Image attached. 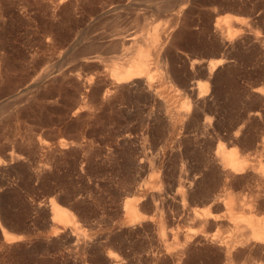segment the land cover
Masks as SVG:
<instances>
[{
	"label": "rangeland",
	"instance_id": "1",
	"mask_svg": "<svg viewBox=\"0 0 264 264\" xmlns=\"http://www.w3.org/2000/svg\"><path fill=\"white\" fill-rule=\"evenodd\" d=\"M145 1L146 0H0V217L1 219H4L5 217L6 220L2 219V221L3 225H6L5 227L7 229L10 228V230L16 233L21 232V234H25V238L23 239V241L21 240V242L19 243L13 242L14 244L10 243L8 245L3 240L2 234L0 232V264H105V255L110 251L111 253L112 251H115L114 255L118 254L117 257L119 259H117L119 261L121 259L122 264H128L131 258H138L136 256L143 255L142 253H144L148 248L147 242L143 240V238L145 239L146 237L144 235H139L140 238L138 240L137 235H134L135 238L132 235L130 237V244L127 246H119L118 243L111 241H109L111 243L109 246L108 241H106L105 243L103 237L106 234H103V232L108 233L110 229H115L119 223V220L121 219L119 216L121 214L119 205H121L122 200L125 197L122 195V191H124V189L128 188L129 186H132V184H134L135 182L138 183L139 181L142 182L144 179H147L146 176L137 175L139 174L140 170L138 165L146 161L145 157H143L142 155H144L146 151L158 150L182 151L183 149L184 151H191L192 148H197L198 146V143L200 141V138L198 136L194 137L195 135L192 136V133H181L184 135H182V137L176 136L175 133L173 135H168L170 133H168L164 129L157 127V124L154 120L148 119V112H156L158 110L163 111V108L159 105V103H157V100L150 101L151 99L147 97V94H145V92L142 91H133L135 93L133 94L131 90H127L126 88L122 89V87L112 86L108 74L112 67V64L110 63L113 62L111 61V57L109 58V56H112L117 52L114 53L113 51L105 48V44H107V40H109L110 38L108 37V35L112 31V29H114L112 31L113 33L114 31H119L127 34L128 31V34H132V32L135 30V28L133 27L132 19L137 13L142 16L144 15V17H147L148 15L150 16V14L153 13L150 17L148 16L147 19L149 21L155 19L153 21L160 22L161 24H163L162 27L166 26L165 29L173 25L175 28L177 27L175 29V31L177 30L176 33L179 31L181 33L179 32L180 35L175 36V40L182 44V50L184 49L185 53H189L187 55L179 53L177 57L176 52L170 51L171 56H174L175 64L178 65L176 66L181 71V73H183L180 78L172 77L173 85L175 87L177 86L176 88L178 89L183 88L184 82L194 84L197 80H202V78L198 77H196V80L195 78L190 79V77L187 76V72L190 67V59L198 55V58L200 56H204L206 60L204 57L202 59L207 61L212 57L209 53L218 49L216 41L213 40L216 39L215 37H213L215 36V33H211V31L213 30L207 28L208 26H206L208 19L206 18L205 15L207 14L205 13L207 12L208 7L212 6L213 3L217 6H220L225 12H236L238 14L242 13V16H247V20L249 21H245V24L243 25L244 27L245 25L247 26V28L250 26L253 27L255 25V28H258L259 25L258 29H261V31L263 30L264 33V14H261V12L264 13V11H262L264 10V0H243V2L241 0H204V2L203 0H198L200 3L197 2V0H193L194 3L192 0H188L187 5L191 6L188 7L187 5H185L187 6L185 9L187 12L193 9L192 11H190L191 14L190 12L187 13L185 11L184 13H180L178 15L173 12L174 9L176 10L179 5H181L180 2H182V0H171V2L169 0L168 2L169 4L171 3L172 6L175 7V5H177V7L175 8H170L171 5H168L170 8H168V10L170 12L167 10V8V11L164 10V12L157 11L156 7L159 5V7H161L162 3L165 4L166 2L158 0V5H156L155 0ZM217 1H219V5ZM228 1L230 4L227 3ZM172 2L174 3V5L172 4ZM209 2L212 4H209ZM142 3L145 6L142 5ZM154 3L156 7H154ZM195 3L197 4V7H195ZM232 3H234L233 6ZM252 3L255 8L253 7V5H250ZM202 5L205 7H203ZM228 5H230V7H228ZM237 5H239L238 7L241 6V8L243 6V8L240 9L237 7ZM149 6L150 9H148ZM199 6L200 9L202 8L201 10L198 8ZM138 7H141L142 9L145 8L143 9L144 12L142 10L139 11L141 8ZM171 9L173 10L171 11ZM135 10L136 12L134 13ZM223 10L221 13H223ZM147 11L149 13L148 15L146 14ZM149 11H151V13ZM202 12L203 14L201 15L200 13ZM115 13H118L119 15ZM168 13L172 16L170 15L169 17ZM181 14L182 16H180ZM162 15L165 17V20ZM173 15H175L177 18L175 19V16ZM131 16H133V18H131ZM157 16L160 17L158 18ZM179 16L180 19H183L182 21H184L181 23V25L179 23ZM183 16L186 18H184ZM189 16L193 17L190 18ZM152 17L153 19H151ZM250 17L253 18L252 21V18ZM172 20L174 22H177V24L172 23ZM185 20L187 22L186 25H189L188 27L185 25ZM105 21L107 22L105 23ZM165 21H167L165 23L166 25L164 24ZM102 22H104V25ZM127 22H129L128 27L131 29V31H129L130 29L128 30V27H126ZM247 22L251 25H248ZM257 22L261 24L263 22V25ZM111 23L113 24V26ZM160 23L158 24L160 25ZM188 23H190L191 25ZM114 24H119V26H114ZM121 24H123V26ZM130 25L134 29H132ZM105 26L107 29L105 28ZM117 26L120 28H118ZM201 26L205 32L203 30H200ZM203 26L206 27L203 28ZM184 27L186 30H184ZM94 30H98V32ZM200 31L202 32L200 33ZM203 32L206 35H204ZM209 32L211 35L209 34ZM85 34L87 35L85 36ZM195 35H197V37ZM83 36H85V39L82 38ZM94 37L97 38L95 39ZM191 37L194 38L191 39ZM102 38L105 41H103ZM209 38L210 40H208ZM94 39L96 40L95 42L98 41V44H100L102 40L103 44L101 43L102 45L99 46L100 48L97 47L88 49L87 45H90L91 41H94ZM183 39H186V43H184L185 41H183ZM202 39L204 40V42H202ZM197 41H200V44L202 45L203 43V45H199ZM246 43L250 44L247 45ZM192 44L196 45V47ZM241 44L243 46L242 50H240L241 52L231 51L229 57L227 58V61L229 58L231 59H229V61L227 62L228 64L226 63L227 65L225 67L226 69L228 65L230 66L224 72L225 84L223 83L221 88L223 93L220 95V97L222 98L219 97V104L222 107L221 117L224 118L221 119L225 124L232 123L237 115L236 110L245 105V102L238 97V88L243 86L246 81L255 80L257 78L256 75H258L256 71L264 72V56H262L264 53L260 51L262 53L261 55V53L259 54V51L256 52V50L251 49L253 48V46L251 47L252 41H243L241 42ZM128 45L129 44H126L120 48V51L122 50L121 53L127 51L128 54V51H130ZM186 45H188L189 48L188 46L186 47ZM212 45L214 47L216 45V48H214ZM190 47L192 48V51L194 50L193 52H191ZM81 48L83 49L84 52H82L85 55H91L92 53L97 54V52L100 50L99 55L101 56V59L99 60L101 62H99V60L94 62L90 61L91 64L89 62H83ZM194 48L199 49L195 50ZM85 49L87 54L85 52ZM202 49H204L205 51ZM202 51H204L205 54ZM106 52H111L112 54L107 55ZM100 53L106 54L105 56L108 58V60L106 58L105 63L102 62L105 61V56H103L104 54L101 55ZM192 53L194 56L191 55ZM256 53L258 54V56ZM84 54L83 56H85ZM184 58L185 61H183ZM77 59L80 63L77 61ZM109 59L111 61L110 63L107 62L109 61ZM126 59L127 58L121 61H124ZM235 59H237L236 61L238 62L234 61ZM230 61H232L233 63ZM186 62L188 63L186 64ZM88 65L90 68L88 67ZM105 65H108L109 68L108 66L105 67ZM96 67L98 71L97 69H95ZM99 67H102V69ZM99 69L103 70V72H106H104L103 74L100 70L99 73ZM184 69H186V71ZM94 71L99 73V75ZM101 75H105L106 81H104L105 78H102ZM93 77H96V79L93 80ZM97 78L101 81H98ZM245 78H247V80ZM188 79H190L191 81H189ZM88 81L89 84H87ZM175 83L180 85H176ZM155 84L157 85L158 83ZM229 84L230 88L228 87ZM109 87H111L112 89H109ZM120 88L122 89V91H120ZM115 89L117 90V92L115 91ZM96 90L99 92L97 93ZM228 90H230L231 93ZM108 92L110 94H108ZM128 97L130 100L128 99ZM176 97L179 99L182 98L181 95ZM143 98H145L144 101ZM83 99L84 102L82 101ZM85 99L88 101H86ZM238 99L240 101H236ZM136 103H138L139 106ZM81 104L84 105L82 106ZM87 104L89 105V107L87 106ZM230 104L232 107L228 106ZM140 105L143 107V109L142 107H140ZM133 106H135L137 109H135V107ZM158 106L161 108H159ZM236 106L239 107L235 108ZM135 111L139 112L140 114ZM230 113H232V115ZM223 114L228 117H226L225 115L223 116ZM139 122H143L144 126ZM140 125L143 127H141ZM135 128H137L138 130ZM141 129L142 132L140 131ZM160 130L161 132H159ZM131 131L133 134L131 133ZM155 131L157 133H155ZM138 137L140 138L138 139ZM122 139H124L125 141ZM129 139L132 142L129 141ZM164 141L166 142L164 143ZM182 142L184 143L182 144ZM227 146L233 145L227 144ZM196 148L194 150H197ZM247 150L253 151V149L251 148ZM90 151L92 152L90 153ZM93 152L96 153L93 154ZM131 153L133 155H131ZM86 154H89V156ZM104 154L107 156H105ZM129 155H131V157ZM131 159L137 161V166L130 163ZM138 161L140 163H138ZM19 163H21V166L19 165ZM16 164L18 165L16 166ZM84 166L87 169H85ZM82 169L86 171L82 172ZM83 173L85 174L83 175ZM136 179H139V181H135ZM127 183H129V185ZM75 192L77 195L74 194ZM78 195L80 197H78ZM53 197L55 198V200L57 199L56 201H61L59 204L62 203L61 205L72 207L71 210L73 209L72 211L75 213L76 219L80 222L81 231H85L91 238V241H89L90 239H87L88 242H95L97 244L100 241H104L90 248L85 246L86 241L82 243L83 240L80 239L81 241L77 242V244L76 242H74L75 237L68 239L65 236L66 234H64L65 232L63 234L60 233L59 237L58 235L55 236L54 238H56L57 240L51 236H48V232L50 233L51 231V222H49L50 211L48 208V200L49 198ZM66 197L70 198L68 199ZM75 198H77V200ZM78 199L80 201H78ZM66 201L72 204H68ZM73 204H75V206ZM196 205L201 206L202 204L197 202ZM73 207H76L78 209L75 208L74 211ZM146 210V213L150 212L151 214H154L155 212L150 208H146ZM4 221H7V223H4ZM112 222L114 223L113 226ZM183 225L191 226V224L187 222H184ZM96 240H98V242ZM54 241L56 242L55 244L53 243ZM64 241L66 243H64ZM114 243L118 247H116ZM137 244L140 246H138ZM17 245L19 246V248L17 247ZM107 245L109 247H107ZM21 246L23 248H21ZM80 246L82 247L80 248ZM128 246H130V249H128ZM8 247L11 249H8ZM140 247L143 249V251ZM82 248L85 249L83 250ZM89 248L92 250H89ZM96 248L100 249L97 250ZM86 249H88L91 253ZM121 249L123 250V252ZM192 251L189 254L190 257L188 256L189 259L198 260L202 254L200 252H197L196 250ZM86 252L90 254H86ZM85 254L88 257H86ZM124 254L130 255L125 256ZM97 257H102L103 259H96ZM77 261L78 263H76ZM257 262L260 261L257 260ZM261 263L264 264L263 261H261Z\"/></svg>",
	"mask_w": 264,
	"mask_h": 264
},
{
	"label": "bare ground",
	"instance_id": "2",
	"mask_svg": "<svg viewBox=\"0 0 264 264\" xmlns=\"http://www.w3.org/2000/svg\"><path fill=\"white\" fill-rule=\"evenodd\" d=\"M146 1H148V0H146ZM149 1H151V0H149ZM161 1L166 2V3L164 4L162 2H159V3H162L161 7H159L160 5L156 7L155 3H154L153 4L154 7H156L157 11H159V12L160 11L164 12V10L167 11L169 6L171 5V3L169 4V2H168L169 0H161ZM172 1H175V0H172ZM189 1H191V0H189ZM199 1L197 0V2H199ZM241 1L243 2V0H241ZM155 2H156V5H158V3H157L158 0H155ZM170 2H171V0H170ZM182 2H180L181 5H179V7L176 10L174 9L173 13H176V15H178L180 13H184L186 11L185 8L188 6L187 5L188 0H182ZM203 2H204V0H203ZM210 2H209V4H212ZM217 2L219 5V1H217ZM193 3H194V1H193ZM196 3H195V7H197ZM227 3H229V1ZM135 4H137V3H135ZM172 4L174 5L173 2H172ZM233 4L234 3H232V6H233ZM142 5H144V4L142 3ZM185 5H187V6H185ZM250 5H253V3ZM133 6H134V4H133ZM150 6L148 9H150ZM190 6H188V7H190ZM238 6L239 5H237V7ZM171 7H174V6L171 5L170 8ZM175 7H177V5H175ZM203 7H205V6H203ZM228 7H230V5H228ZM253 7L255 8L254 5H253ZM256 7H258V6H256ZM138 8H141V7H138ZM166 8H167V10H166ZM198 8L200 9V6ZM238 8L242 9L243 6H242V8H241V6ZM143 9H145V8H143ZM143 9L141 8L139 11H141V10L143 11ZM188 9H190V8H188ZM172 10L173 9H171V11ZM192 10H190V11H192ZM205 10H204V13H205ZM222 10L223 9L220 6H217L216 4L213 3L212 6L208 7L207 12L205 13V14H207V15H205L206 18L208 19L207 25L206 24L205 25L208 26L207 28L212 29L214 31V32L211 31V33H213V34L215 33V36H213V37H215L216 39H213V40L216 41V44L218 45V49L211 51L210 53L208 52L212 57L207 61H205L206 58L204 56L203 57L205 58V60L202 59L203 57H201L200 55L199 56L201 58L200 57L198 58L197 57L198 55H197L196 57L190 59V61H189L190 67H189V70L187 69L188 70L187 76L190 77V79L195 78V80H196V77H198V78H202V80L199 79L194 84L184 82V86L182 85L183 86L182 89H178V88H176L177 86L175 87L173 85L172 77H179L180 78L183 73H181V71L178 69V67H177L178 65L175 64L174 56L173 55L171 56V54H170V51L176 52L177 57H178L179 53L180 54L183 53L185 55L189 54V53H185L184 49L182 50V46H181L182 44L175 40V36H178L181 33L179 31L181 29V27L178 30L180 33L179 32L176 33L177 30L175 31V29L177 27L175 28L174 25L171 27L168 26L169 28L165 29L166 26L162 27L163 24H161L160 22H157V21H153V20H155V19H153V17H154L153 15H152L153 17L151 18L153 20L149 21L147 19V17L149 16L148 15L149 13L147 11V13H146L148 15L147 17L146 16L144 17V15L143 16L139 15V13H137L134 18H133V16H131V18H133L132 19L133 20V27L135 28V30L132 32V34L131 33L128 34V31H127V34L119 32V31L118 32L114 31V33H113L112 31L114 29H112V31H111L112 34L110 32V34L108 35V37H110L109 40H107L108 37H107V39L105 38L107 40V44H105V48L109 49L110 51H113L114 53L119 52L118 54L116 53V54H113L112 56H109V58L111 57L110 59L113 63H110L111 62L110 59H109V61H107L110 64H112L111 70L108 74V77L111 80L112 86L122 87V89L126 88L127 90H131L132 92L133 91H135V92L136 91H142V92H145V94H147V97H149L151 99L150 101H153V100L156 101L157 100L158 101L157 103H159V105L163 108V111L158 110L156 112H152V111L148 112V119L154 120L157 124V127L164 129L165 131L170 133L168 135H171V134L173 135L175 133L176 136L182 137V135L185 133H189V134L192 133L191 134L192 136L195 135L194 137L198 136L200 138V141L198 143L197 148L195 147L197 150H194L195 148H192L193 151L192 150L191 151H188V150L184 151L183 149H182V151H159V150L158 151H146L144 153V155H142L143 157H145L146 161L145 162L141 161L142 163H140L138 161V163H140L138 165L140 170H139V174H137V173L136 174L139 176H146L147 179L145 180L144 178H142V179H144L142 182H140L139 179L138 180L136 179L135 181H139L138 183L135 182L136 183V184L134 183L135 185L132 184V186H129L128 188L125 187L126 189H124V191H122V195L125 197L123 198V196H122L123 200H122L121 205H119L121 214L120 215L118 214V215L120 216L121 219L119 220V223L115 229H113V228L110 229V231L108 233L103 232V234H106L103 237L105 240V243H106V241L116 242L119 244V246L129 245L130 244V237L132 235L134 238H135L134 235H137L138 240L140 238L139 235L140 236L144 235L146 237L145 239L147 241L144 238H143V240L145 242H147L148 248L145 250L144 253H142L143 255L138 254L139 256H136L138 258H136V259L131 258L130 261L128 262V264H262L261 261L264 262V72L256 71L258 75H256L257 78L255 80L246 81V83L243 86L238 88L239 89L238 90V97L245 102V105L242 104L243 107H241L240 109L238 108L239 106L235 107V108H238L236 110L237 115H236L235 120L233 119L234 121L232 123L225 124L223 122L222 119H224V118L221 117L222 107L219 104V97L223 93L222 89H221L222 84L223 83L225 84L224 72L228 67H230L228 65V67L225 69L226 65L228 64L227 62L229 61V59H231V58H229L227 61V58L229 57L231 51H237L238 52V51L242 50V47H243L242 46L243 43L241 44V42H243V41H250L251 42L252 41L251 47L253 46V48H251V49L256 50V52L259 51V54L261 52L264 53V33H263V30L261 31V29H258L259 25H258V28H255V25L253 27L250 26L248 28L245 25V27H244L243 25L245 24V21H248L247 20L248 17L247 16H246L247 18L243 17L244 15L242 16V13L238 14L236 12H227V11L225 12L224 10H223V13H221ZM151 11H154V10H151ZM151 11H149V12L151 13ZM228 11H229V8H228ZM232 11H234V10H232ZM239 11H241V10H239ZM262 11H264V10H262ZM135 12H136V10L134 11V13ZM189 12H187V13H189ZM165 13H167V12H165ZM243 13H245V12H243ZM115 14H118V13H115ZM143 14H145V13H143ZM151 14H153V13H151ZM151 14H150V16H151ZM190 14H191V12H190ZM200 14L202 15L203 12ZM245 14H247V13H245ZM261 14H264V13L261 12ZM170 15L171 14H169V17H170ZM201 15H200V17H201ZM258 15H259V13H258ZM173 16H175V15H173ZM180 16H182V14ZM180 16H179V19H180ZM157 17L159 18L160 16H157ZM162 17H164V16L162 15ZM189 17H187V18H189ZM191 17H193V16H191ZM120 18H121V16H120ZM176 18L177 17L175 16V19ZM184 18H186V17H184ZM250 18H252V17H250ZM114 19H115V17H114ZM171 19H172V17H171ZM164 20H165V17H164ZM173 20H174V18H173ZM180 20H179V23L181 25V23L184 21H182L183 19L181 21ZM252 20H253V18L251 19V21ZM258 20H259V16H258ZM255 21H257V20H255ZM260 21H263V20H260ZM106 22L107 21H105V23ZM129 22H127L126 27L129 26L128 25ZM166 22L167 21H165L164 24ZM248 22H247V24L251 25ZM263 22H262V24L259 22H257V23L263 25ZM102 23L104 25V22H102ZM158 23H160L161 26ZM172 23L177 24V22H174V21ZM109 24H110V22H109ZM169 24H167V25H169ZM186 24H187V22L185 20V25ZM188 24H190V23H188ZM116 25L119 26V24H114V26H116ZM121 25L123 26V24H121ZM180 25H178V26H180ZM112 26H113V24H112ZM206 26H203V28ZM108 27H111V26H108ZM117 27H116V29H117ZM133 27H132V29H134ZM105 28H106V26H105ZM118 28H120V27H118ZM129 29L130 28L128 27V30ZM209 29H208V31H209ZM98 30L97 31L94 30V31L98 32ZM110 30H111V28H110ZM184 30H186L185 27H184ZM191 30H192V28H191ZM200 30H203L202 26H201ZM129 31H131V29ZM189 32H191V31H189ZM201 32L202 31H200V33ZM93 33H92V35H93ZM209 34H210V32H209ZM86 35L87 34H85V36ZM101 35H102V33H101ZM105 35H106V33H105ZM204 35H206V34L204 33ZM85 36H83L82 38L85 39ZM195 36L197 37V35H195ZM182 37H181V39H182ZM194 37H191V39ZM94 38L96 39L97 37H94ZM177 38H179V37H177ZM201 38H202V36H201ZM95 39H94V41H91L90 45L87 43L88 49L97 48V47L100 48L99 46H101L103 44L102 43L103 38L101 40L102 44L101 43L98 44V41L95 42L96 41ZM98 39H99V37H98ZM90 40H92V39H90ZM185 40L186 39H183V41H185ZM208 40H210V38ZM103 41H105V40H103ZM179 41H180V39H179ZM214 41H213V43H214ZM202 42H204V40ZM184 43H186V41ZM193 43H195V42H193ZM197 43H199V45H201L200 41L199 42L197 41ZM126 44H129L128 48H130L129 49L130 51H128V54H127V51H124L123 53H121L122 50L120 51V48ZM246 44H245V47H246ZM249 44H247V45H249ZM202 45H203V43H202ZM187 46L188 45H186V47ZM193 46L196 47V45H193ZM201 46H200V48H201ZM188 48H189V46H188ZM204 48H205V46H204ZM206 48H208V47H206ZM214 48H216V45ZM198 49H195V50H198ZM247 49H250V48H247ZM202 50H204V49H202ZM82 51H83V49L81 50V52ZM99 51L97 52V54L92 53L93 55L92 54L91 55L90 54L85 55L83 53L84 52L83 51L81 53L82 57H83L82 61L83 62H89L90 64H91L90 61H93V62L98 61L99 59H101V56L99 55ZM193 51L191 48V52H193ZM204 51H202V52H204ZM85 52H86V49H85ZM103 52H104V50H103ZM196 52H194V53H196ZM249 52H250V50H249ZM198 53H199V51H198ZM233 53H235V52H233ZM242 53H245V52H242ZM83 54L85 56H83ZM86 54H87V52H86ZM102 54H104L103 56L106 55L105 53H102ZM110 54H112V53L111 52L107 53V55H110ZM204 54H205V52H204ZM235 54H237V53H235ZM191 55H193V53ZM231 55H233V54H231ZM261 55H262V53H261ZM257 56H258V54H257ZM262 56H264V54ZM189 57H191V56H189ZM106 58L107 57L105 56V61H102L103 63L106 62ZM125 58H127V59L124 61H121ZM181 58H182V56H181ZM240 58H242V57H240ZM252 58H253V55H252ZM262 58H260V59H262ZM254 59H255V57H254ZM107 60H108V58H107ZM236 60L237 59H235L234 61H236ZM257 60H258V58H257ZM77 61H78V59H77ZM181 61H182V59H181ZM183 61H185V58ZM232 61H233V59H232ZM232 61H230V62H232ZM83 62H81V63H83ZM99 62H101V61L99 60ZM236 62H238V61H236ZM79 63H77V64H79ZM109 63H107V64H109ZM187 63L188 62H186V64ZM240 64H242V63H240ZM98 65H100V64H98ZM107 66L105 65V67H107ZM78 67H80V66H78ZM88 67H89V65H88ZM91 67H93V66H91ZM99 68L102 69V67H99ZM108 68H109V66H108ZM95 69H97V67ZM101 69H99V73H100ZM184 70L186 71V69H184ZM97 71H98V69H97ZM101 71L103 74H104V72H106V71L103 72V70H101ZM94 72H96V71H94ZM182 72H184V71H182ZM245 72H244V74H245ZM70 73H72V72H70ZM99 73H97V74L99 75ZM184 75H185V73H184ZM101 77L105 78V75L104 76L101 75ZM98 78H99V76H98ZM94 79H96V77L95 78L93 77V80ZM186 79H187V77H186ZM186 79H185V81H186ZM190 79H188V80L191 81ZM245 79L247 80V78H245ZM99 80L100 79H98V81ZM104 81H106V78ZM155 83H158V84L156 85ZM231 83H233V82H231ZM87 84H89V81ZM175 84L180 85L177 83H175ZM229 86H230V84L228 85V87ZM231 86H235V85H231ZM110 88L111 87H109V89ZM116 89H115V91L117 92ZM122 89L120 91H122ZM107 90H108V88H107ZM124 91H125V89H124ZM124 91H123V93H124ZM228 91L230 92V90H228ZM96 92L98 93L99 91L96 90ZM111 92H113V91H111ZM120 93H122V92H120ZM108 94H110V93L108 92ZM133 94H135V93L133 92ZM225 94H227V93H225ZM117 95H116V98H117ZM179 95L182 96L181 99L176 97ZM223 97H225V96H223ZM220 98H222V97H220ZM121 99H119V100H121ZM128 99H129V97H128ZM129 100H127V101H129ZM144 100H145V98H143V101ZM222 100H220V101H222ZM229 100H230V98H229ZM82 101L84 102V99ZM86 101H88V100H86ZM133 101H134V99H133ZM236 101H240V100L238 99ZM86 103H88V102H86ZM136 104H138V103H136ZM87 106L89 107L88 104H87ZM138 106H139V104H138ZM228 106H231V104ZM133 107H135V106H133ZM140 107H142V106L140 105ZM161 107H159V108H161ZM150 108H151V106H150ZM251 108H253V109H251ZM135 109H137V108L135 107ZM142 109H143V107H142ZM223 110H224V108H223ZM140 111H141V108H140ZM135 112H137V111H135ZM137 113H139V112H137ZM225 114H228V113H225ZM225 114H223V116ZM230 114L232 115V113H230ZM133 116H134V114H133ZM226 117H228V116H226ZM227 122H228V119H227ZM140 124H143V126H144L143 122H141ZM143 126H141V127H143ZM154 126H155V124H154ZM144 128H146V127H144ZM135 129H137V128H135ZM153 130H154V128H153ZM182 130H183V132H182ZM140 131L142 132V129ZM156 131H155V133H157ZM123 132H125V131H123ZM152 132H154V131H152ZM159 132H161V130ZM164 132H162V133H164ZM131 133H132V131H131ZM181 133H183V134H181ZM158 134H160V133H158ZM149 135H150V133H149ZM140 137H138V139ZM167 137H169V136H167ZM130 139H129V141H131ZM142 139H144V138H142ZM122 140H124V139H122ZM189 140H191V139H189ZM144 142H145V140H144ZM165 142L166 141H164V143ZM183 143L184 142H182V144ZM227 144H230L233 146H227ZM187 147H188V145H187ZM190 148H191V146H190ZM249 148L253 149V151H248L247 149H249ZM185 149H187V148H185ZM91 152L92 151H90V153ZM106 152H108V151H106ZM86 153H89V152H86ZM94 153H96V152H93V154ZM86 155L89 156V154H86ZM131 155H133V154L131 153ZM131 155H129V156L131 157ZM84 156H83V159H84ZM105 156H107V155H105ZM136 158H137V156H136ZM89 159H90V157H89ZM17 160H18V158H17ZM137 160H138V158H137ZM87 161H88V159H87ZM130 163L137 166L136 160L131 159ZM20 164L21 163H19V165ZM17 165L18 164H16V166ZM20 166H18V167H20ZM81 168H82V165H81ZM84 168H85V166H84ZM85 169H87V168H85ZM83 171H86V170L82 169V172ZM84 174L85 173H83V175ZM136 174H135V176H136ZM83 175H82V177H83ZM127 184L129 185V183H127ZM74 194H76V192ZM78 197H80V196L78 195ZM66 198H68V197H66ZM75 199L77 200V198H75ZM56 200L54 197L49 198V200H48V208L50 211L49 222H51L50 223L51 225L49 224L51 231H50V233L48 232V234H49L48 236H51L54 238L55 236L58 235V237H59L60 233L63 234L65 232L64 234H66L65 236L68 239L75 237L74 242H76V243L80 242L81 240H83L82 243H84L86 241L85 246L90 247V248L94 247L97 244L104 241V240L103 241L99 240L100 242H98V240H96L98 242L97 244L95 242L94 243L88 242L87 239H90L89 241H91V238L89 237V234H87L85 231H81L80 222L76 219L75 213L72 211L73 209L71 210L72 207L61 205L62 203L59 204L61 201L58 202ZM71 200H67V201H71ZM78 201H80V200L78 199ZM78 201H77V203H78ZM197 202L201 203L202 205L201 206L196 205ZM67 203L69 204L70 202H67ZM70 204H72V203H70ZM65 205H67V204H65ZM73 205L75 206V204H73ZM40 206H42V205H40ZM75 208H74V211H75ZM146 208L147 209L148 208L153 209L155 211L154 214H151L150 212H149L150 214L146 213L145 212ZM76 209H78V208H76ZM79 210H80V208H79ZM113 210H114V208H113ZM146 211H148V210H146ZM76 213H78V212H76ZM152 213H153V211H152ZM2 219L0 217V232L2 234V237H3V240L5 241V243H7L9 245L10 243L14 244L16 242L17 243L21 242V240L23 241V239L25 238V234H21V232L16 233V232L10 230V228L7 229L5 227L6 225L5 226L3 225ZM4 219H5V217H4ZM184 222L191 224V226L190 225L184 226L183 225ZM4 223H7V221L6 222L4 221ZM113 225H114V223L112 222V226ZM60 236H62V235H60ZM80 236H81V238H80ZM42 238H43V236H42ZM103 238H101V239H103ZM54 239H56V238H54ZM54 239H52V240H54ZM44 240H45V238H44ZM94 240H95V238H94ZM61 241H62V239H61ZM131 242H134V241H131ZM53 243L55 244L56 242L54 241ZM64 243H66V242L64 241ZM105 243H104V245H105ZM110 244L111 243L109 242L108 245L110 246ZM18 245H17V247L19 248L20 245L19 246ZM108 245H107V247H109ZM22 246H21V248L24 247V246L23 247ZM115 246H116V244H115ZM138 246H140V245H138ZM81 247L82 246H80V248ZM116 247H118V246H116ZM129 247L130 246H128V249H130ZM90 248H89V250H92ZM8 249H11V248L8 247ZM82 249L84 250L85 248H82ZM98 249H100V248H98ZM86 250H88V249H86ZM192 250H196L197 252H200L202 254L201 257L198 256V257H200L198 260L197 259H195V260L189 259V257H190L189 254ZM142 251H143V249H142ZM114 252L112 251L113 254L111 253V251L106 253L105 264H122L121 259H120V261L118 260L119 259L117 257L118 254L116 253L117 255H114ZM122 252H123V250H122ZM87 253L88 252H86V254ZM90 253H88V254H90ZM132 253H133V251H132ZM85 255H83V256H85ZM124 255L127 256L130 254H127V255L124 254ZM80 256H82V255H80ZM103 256H104V254H103ZM86 257H88V256L86 255ZM98 258L99 257H97L96 259H98ZM100 258L103 259L102 257H100ZM192 258H194V257H192ZM195 258H196V256H195ZM257 260H259L260 262H257ZM122 261H123V258H122ZM76 263H78V261Z\"/></svg>",
	"mask_w": 264,
	"mask_h": 264
}]
</instances>
